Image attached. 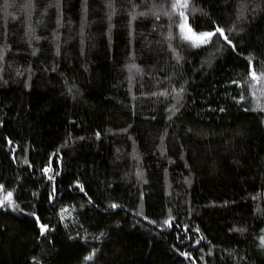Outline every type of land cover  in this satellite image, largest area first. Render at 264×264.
Returning <instances> with one entry per match:
<instances>
[{
  "label": "trees",
  "instance_id": "1",
  "mask_svg": "<svg viewBox=\"0 0 264 264\" xmlns=\"http://www.w3.org/2000/svg\"><path fill=\"white\" fill-rule=\"evenodd\" d=\"M0 195V264H264V0H0Z\"/></svg>",
  "mask_w": 264,
  "mask_h": 264
},
{
  "label": "rangeland",
  "instance_id": "2",
  "mask_svg": "<svg viewBox=\"0 0 264 264\" xmlns=\"http://www.w3.org/2000/svg\"><path fill=\"white\" fill-rule=\"evenodd\" d=\"M182 30L184 37L196 44L206 43L210 36L209 34H203V35L195 34L194 32L191 31V29H189L188 26H186V24L183 25ZM8 201H9L8 196H4L2 198L0 195V203H7Z\"/></svg>",
  "mask_w": 264,
  "mask_h": 264
}]
</instances>
